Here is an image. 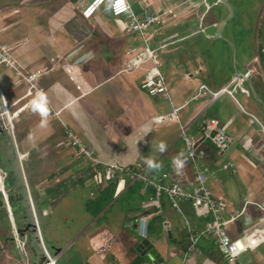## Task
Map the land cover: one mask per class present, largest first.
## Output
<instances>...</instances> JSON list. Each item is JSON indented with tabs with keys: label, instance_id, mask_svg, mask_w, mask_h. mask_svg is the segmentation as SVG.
I'll list each match as a JSON object with an SVG mask.
<instances>
[{
	"label": "crops",
	"instance_id": "crops-1",
	"mask_svg": "<svg viewBox=\"0 0 264 264\" xmlns=\"http://www.w3.org/2000/svg\"><path fill=\"white\" fill-rule=\"evenodd\" d=\"M79 1L90 0H0V42L9 46L26 70L52 67L57 54L78 44L84 46L81 55H88L77 72L87 95L80 97L59 68L40 80L50 104L62 109L60 120L48 105L29 108L15 120L17 146L20 153L29 154L24 175L43 244L56 254L57 264H152L136 250L145 239L137 230V223L144 218L146 238L153 234L165 237L158 245L164 264H229L212 237L201 238L200 256L191 253L189 232L181 216L166 196L158 199L149 185L125 178L120 184L101 187L91 198L94 182L90 170L82 162L73 166L72 149L60 143L68 128L84 145L93 147L103 162L140 165L154 178L169 174L168 183L182 180L188 184L195 177L194 164L186 157L180 125L153 121L172 108H182L180 123L204 152L198 162L209 171V189L231 203L225 219L245 208L243 216L226 226L228 235L231 239L246 236L264 215V79L260 75L264 0H128L141 19L153 10L173 9L174 16L146 34L167 80L170 101L140 89L151 62L130 74L120 72L130 60L129 51H143L142 37L122 32L107 10L91 21L83 20ZM249 69L254 70L252 75ZM236 76L242 77L243 83L232 96H199L202 86L217 92ZM13 81V73L0 66V89L8 105L16 102L12 106L16 110L25 103L17 102L25 87L12 88ZM208 119L230 122L232 142L225 152H218L210 141L202 139L200 126ZM146 159L159 168L149 169ZM177 159L179 167L173 164ZM70 165L69 171L61 172ZM0 166L8 173L10 194L16 200L25 199L24 204L11 205L17 230L34 225L25 181L2 118ZM73 174L77 180H72ZM67 181V189L61 187L63 193L52 198L60 183ZM111 185L112 200L94 215L102 205L100 195L104 196ZM75 209L79 220L71 218ZM182 209L193 227L205 228L208 218L196 215L190 204H183ZM28 234V249L41 254L36 232L29 229ZM237 263L264 264V244L243 254ZM0 264H24L1 194Z\"/></svg>",
	"mask_w": 264,
	"mask_h": 264
},
{
	"label": "built area",
	"instance_id": "built-area-1",
	"mask_svg": "<svg viewBox=\"0 0 264 264\" xmlns=\"http://www.w3.org/2000/svg\"><path fill=\"white\" fill-rule=\"evenodd\" d=\"M80 2V15L83 20L91 21L96 18L101 12L107 10L112 17L117 20L119 28L122 32L129 35L141 36L144 41V48L142 52L133 49L127 53L130 60L125 62L122 66L121 73H133L142 65L151 62L152 68L146 74L144 80L140 83V89L146 92L149 96H163L170 101L168 83L165 76L158 67V61L155 52L149 47V40L146 37L147 31L153 26L160 25L170 17L174 16L173 9L166 7L165 9L153 10L139 16L132 9L128 0H90L88 2ZM83 45H77L70 51L64 54H57L52 60V67L39 69L35 71H28L22 67L15 59L12 50L7 44L0 42V66L6 68L14 75L12 88L20 86L25 87V91L17 102L24 100L23 106L16 110L12 109L13 105H8L4 93L0 89V118L4 119L6 123V130L13 141L14 153L18 166L22 172L26 191L28 192L30 206L32 207L33 216L35 219L36 236L40 242L42 254L45 257L44 264H57L56 257L53 256L43 244L41 237V230L36 218L34 204L31 198L30 190L26 177L24 175V163L28 160V153H20L15 139V120L21 113L29 108H39L43 105H48L55 118L59 119L62 109H55L49 102L44 88L40 85V80L53 72L56 68L61 69L68 77V80L73 83L76 90L80 93V97L88 93L82 87L77 75L79 66H82L88 61V55H81ZM264 51V50H263ZM253 69L248 70V74H253ZM260 75L264 79V61L260 66ZM243 83L240 76L233 78L231 84L224 87L217 92H210L208 88L202 86L199 96L211 94L214 98L226 94L233 95V92ZM198 96V97H199ZM182 108H172V110L163 115H157L153 121L155 124L161 125L165 123H177L180 125V139L182 140L186 157L194 164V179L188 184L182 180L174 182H167L169 174H163L159 178H154L146 172L143 166L128 167L117 163L103 162L97 155L95 149L84 145L77 135L70 129H65V140L60 145L71 148L73 150V161L85 163L91 172V177L94 182V189L90 191V197L94 198L98 195L101 187L107 186L111 183H122L125 178H129L135 182L143 185H149L154 188L156 196L160 199L166 196L172 209H174L182 218L186 230L189 232L190 252L201 255L199 242L202 237H212L218 244L224 258L229 264H238L239 258L247 253L257 250L264 244V215L261 217L259 225L253 228L246 236L238 239H231L226 230V226L235 222L238 218L244 215L245 208L236 212L229 220H226L224 215L228 212L231 205L230 201L225 196L216 197L208 187L209 171L205 166L198 162V159L204 155V152L199 149V145L193 138L187 134V129L180 123V110ZM60 120V119H59ZM230 122L226 124L220 123L215 119L204 120L200 126L202 139L210 141L218 152H225L232 139L228 134V127ZM227 169V166H223ZM8 173L0 166V194L3 197L5 206L7 208L10 221L13 227V236L15 238L16 246L21 253L24 264H29L28 255L26 251V242L20 236L15 226L13 213L9 201V196L6 191V180ZM72 180H77L76 174L71 176ZM190 204L194 213L203 218H208L204 229L199 230L191 224L185 217L182 205ZM264 212V207H263ZM146 220L143 218L137 223L138 233L147 237L148 229ZM194 229V230H193Z\"/></svg>",
	"mask_w": 264,
	"mask_h": 264
},
{
	"label": "water",
	"instance_id": "water-1",
	"mask_svg": "<svg viewBox=\"0 0 264 264\" xmlns=\"http://www.w3.org/2000/svg\"><path fill=\"white\" fill-rule=\"evenodd\" d=\"M86 167V164L85 166ZM79 170H75V173H78ZM81 181V180H80ZM79 181V182H80ZM7 191V189H6ZM8 193V192H7ZM33 229L34 233L36 232V226L35 225H27V227L19 230L18 233L20 234L21 237L24 238L26 242V251L28 255V259L31 261V264H44L45 263V257L41 253H36V249H28L27 247V241L31 239V235L28 234V230ZM164 230V229H163ZM168 238L171 235V232L168 231L167 233ZM165 237L158 236L157 234L150 235L149 238L143 239L137 247V252H142L143 256H146L152 264H164L163 263V258L161 257L159 251H158V245H161L163 243ZM54 254L53 256H55Z\"/></svg>",
	"mask_w": 264,
	"mask_h": 264
},
{
	"label": "trees",
	"instance_id": "trees-1",
	"mask_svg": "<svg viewBox=\"0 0 264 264\" xmlns=\"http://www.w3.org/2000/svg\"><path fill=\"white\" fill-rule=\"evenodd\" d=\"M80 162L79 161H73L72 162V164H73V166H75V165H77V164H79ZM71 164V165H72ZM71 165L70 166H66V167H63L62 168V170H61V172L63 173H65V172H67V171H69L70 170V167H71ZM9 179V176H8V178H7V180H6V189H7V192H8V196H9V201H10V204L11 205H13V206H15L16 207V203H18V200H16V198L13 196V195H11L10 194V190H9V185H10V181L8 180ZM68 183V181L67 182H62V183H60V185H59V187H57L56 189H58L57 191H56V189H55V192L53 193V194H51V197L52 198H57V197H59L62 193H63V191L64 190H66L67 189V186L65 187V185ZM61 187H63V189H60ZM110 187V189L105 193V195L104 196H102V194L100 195V197H99V202L102 204L101 205V207H99V210L98 211H96L95 213H93V210L91 209V212L94 214V215H97V214H99V213H101V211L104 209V203H108L109 201H111L112 200V198H113V190H114V186L113 185H111V186H109ZM19 203L20 204H24L25 203V199L23 198V199H20L19 200ZM27 203V202H26Z\"/></svg>",
	"mask_w": 264,
	"mask_h": 264
},
{
	"label": "clouds",
	"instance_id": "clouds-1",
	"mask_svg": "<svg viewBox=\"0 0 264 264\" xmlns=\"http://www.w3.org/2000/svg\"><path fill=\"white\" fill-rule=\"evenodd\" d=\"M162 148H163V145H161V150H162ZM144 162H145V164L147 165V167L149 169H157V168H159V164L154 163L151 159H146ZM173 164L176 165L177 167H179L180 166V161L178 159L174 160Z\"/></svg>",
	"mask_w": 264,
	"mask_h": 264
},
{
	"label": "rangeland",
	"instance_id": "rangeland-1",
	"mask_svg": "<svg viewBox=\"0 0 264 264\" xmlns=\"http://www.w3.org/2000/svg\"><path fill=\"white\" fill-rule=\"evenodd\" d=\"M43 25H44V23H43ZM72 151V153H73V150H71ZM39 172V171H38ZM37 172V173H38ZM18 203H19V200H18ZM63 205V204H62ZM62 205H59L58 207L59 208H61L62 207ZM71 218H73V219H76V220H79V217H80V215L78 216V213H77V210L75 209L74 210V212H73V214H71Z\"/></svg>",
	"mask_w": 264,
	"mask_h": 264
},
{
	"label": "flooded vegetation",
	"instance_id": "flooded-vegetation-1",
	"mask_svg": "<svg viewBox=\"0 0 264 264\" xmlns=\"http://www.w3.org/2000/svg\"><path fill=\"white\" fill-rule=\"evenodd\" d=\"M11 205V204H10Z\"/></svg>",
	"mask_w": 264,
	"mask_h": 264
}]
</instances>
